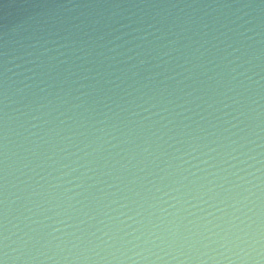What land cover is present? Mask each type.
<instances>
[{
	"label": "water",
	"instance_id": "obj_1",
	"mask_svg": "<svg viewBox=\"0 0 264 264\" xmlns=\"http://www.w3.org/2000/svg\"><path fill=\"white\" fill-rule=\"evenodd\" d=\"M0 264H264V0H0Z\"/></svg>",
	"mask_w": 264,
	"mask_h": 264
}]
</instances>
